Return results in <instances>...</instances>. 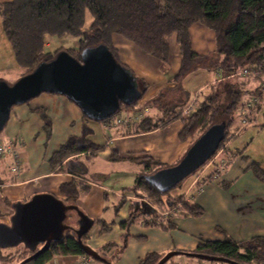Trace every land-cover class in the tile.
Masks as SVG:
<instances>
[{"label": "crops", "instance_id": "obj_1", "mask_svg": "<svg viewBox=\"0 0 264 264\" xmlns=\"http://www.w3.org/2000/svg\"><path fill=\"white\" fill-rule=\"evenodd\" d=\"M204 26L193 23L189 27L192 50L198 54H208L215 49L214 33ZM170 39L169 60L162 66L159 60L142 53L131 42L113 35L112 42L119 51V60L145 84L142 96H145V103H137L126 109L125 116L146 106L149 111L145 115H151L154 120L162 117L147 103L164 88L175 85L174 75L181 57L175 36ZM4 57L8 60L6 65H2ZM8 57L3 53L1 55L0 50V79L12 83L19 76L20 67L13 53ZM190 74L200 77L196 88L213 84L218 79L213 69L197 68ZM255 86V82L247 86L248 94L254 91ZM191 101L193 99L188 103ZM115 118L108 121L87 119L76 104L54 93H41L27 103L12 106L9 119L0 131V143L10 144L18 154L20 170L17 173L9 170L13 162L11 153L0 158V222L9 223L12 205L27 201L37 193H50L66 202L59 187L74 180L87 187L80 188L73 204L93 221L83 240L102 256L111 259L112 264H138L147 253L152 252L165 254L171 250L191 251L204 239L230 236L245 242L255 235L264 234V185L248 167L250 162L255 161L264 169V154H257L264 149V106L255 113L250 124L225 144L224 149L218 150L205 165L192 173L186 186L178 192L185 201L194 202L202 209L198 216L178 210L177 206L167 209V214L156 213V207L146 204L132 191L137 176L145 172L141 161L152 158L170 166L183 157L188 147L186 142L178 138L183 127L182 119L172 118L153 130L140 131L136 128L141 118L119 126L113 123ZM70 136H83L100 146L94 155L76 156L79 160L90 158L86 176L79 177L67 172L64 169L65 161L55 168L50 164L53 153ZM248 149L252 151L251 155L245 154ZM112 150L125 158L111 160L109 156ZM98 159L108 164L123 163L126 165L122 166L125 170L121 169L115 175L114 172L103 173L102 169L93 168ZM93 173L99 174L98 178L101 179H94ZM213 173H218L215 178ZM177 187L169 195H174L179 190ZM141 204L145 206V211L140 209ZM211 213L215 221L211 219L209 224L215 223L205 228L209 235L196 234L192 223ZM131 215L133 221L123 228L121 224ZM154 215L158 219L170 218L174 226L165 228L160 224H149ZM75 220V212H68V224L76 227ZM101 223L105 224V230ZM232 224L235 225L233 231L230 228ZM125 232L127 236L124 237ZM81 258L82 255L77 254L54 255L46 264H79ZM96 261L97 264H104ZM92 264H96L93 259ZM167 264L204 263L180 255L179 258L174 256Z\"/></svg>", "mask_w": 264, "mask_h": 264}, {"label": "trees", "instance_id": "obj_2", "mask_svg": "<svg viewBox=\"0 0 264 264\" xmlns=\"http://www.w3.org/2000/svg\"><path fill=\"white\" fill-rule=\"evenodd\" d=\"M86 10L91 15V21L85 28ZM0 18L2 31L14 59L20 69L24 70L20 76L29 73L39 62L51 59L60 51L54 54L46 52L47 35H70L77 38L78 53H73L77 51L75 49L64 50L78 59L82 49L105 44L116 60L124 66L126 65L119 60L117 49L113 46V35L121 36L139 51L163 64L168 63L170 37L175 36L181 57L179 68L174 75L175 85L164 88L147 103L156 111V114L161 113L162 117L154 120L151 115L142 116L136 128L140 131H150L172 118H181L183 127L178 138L183 142L191 137L192 144L211 125L223 123L224 135L213 154L215 155L230 138L250 124L255 113L264 106V104H258L253 108L249 114V123L238 130L243 102L255 94L258 75L264 73V0H7L0 3ZM193 23H200L213 31L214 51L198 54L192 50L189 27ZM197 68L215 70L218 79L211 84L202 98L194 100V110L186 116L183 114V109L189 100H186V91L180 80ZM250 68L257 71L256 76L238 74L241 70ZM136 79L141 95L133 104L121 105L120 111L136 106L143 96L145 84L137 77ZM254 82L255 89L248 94L247 86L253 85ZM179 101L181 103H178ZM179 104L181 109L176 110L175 107ZM138 110L136 109L135 112ZM99 147L83 136H70L53 153L50 164L55 168L65 161L64 169L67 172L82 177L87 172V167L76 156L94 155ZM109 157L111 160L125 158L119 156L115 150L111 151ZM128 159L139 161L132 157ZM141 162L145 172L139 174L134 181L132 186L134 195L153 207L173 208L179 201L172 198L169 192L178 184L167 191H161L144 178V175L167 167L166 164L152 158ZM248 167L254 177L264 185V169L255 161L250 162ZM214 173L212 176L215 178L218 173L215 175ZM86 187L85 184L74 180L61 184L60 192L66 197V202L63 203L74 205L80 188ZM178 204V210H184L196 216L202 213V209L194 202L183 199ZM154 218L148 223L160 224L165 228L174 226L170 218L158 219L157 215ZM132 221L131 215L121 226L124 228ZM65 222L68 223V218ZM101 225L105 230V224L101 223ZM68 233L61 242L52 243L47 249L24 263L21 262L33 251L20 244L17 246L20 248L16 253L3 255L0 248V264H46L54 255H87L75 238ZM85 236L86 234L81 238L83 243H85L83 240ZM188 252L223 257L237 263L264 264V234L255 235L245 242L237 241L230 236H224L221 239H204L195 249ZM97 253L100 254L99 251ZM165 254L147 253L138 264H157ZM173 257L165 264L169 263ZM106 259L111 262V259ZM196 259L204 264H230Z\"/></svg>", "mask_w": 264, "mask_h": 264}, {"label": "water", "instance_id": "obj_3", "mask_svg": "<svg viewBox=\"0 0 264 264\" xmlns=\"http://www.w3.org/2000/svg\"><path fill=\"white\" fill-rule=\"evenodd\" d=\"M41 93H54L66 97L78 106L90 120H106L121 109L133 104L141 95L134 73L116 60L105 44L86 47L79 59L62 49L51 59L39 62L32 71L9 83L0 79V131L6 125L12 106L24 104ZM224 124H213L203 132L174 165L160 168L144 178L161 191H167L194 173L217 150L224 135ZM9 223L0 222V248L23 245L33 258L52 243L61 242L69 232L83 252L94 260L112 264L88 244L82 242L93 221L76 205L64 204L50 193H37L27 201L12 205ZM74 211L76 227L68 224V212ZM35 251V252H34ZM202 260L244 264L227 258L171 250L157 264H165L175 255Z\"/></svg>", "mask_w": 264, "mask_h": 264}, {"label": "rangeland", "instance_id": "obj_4", "mask_svg": "<svg viewBox=\"0 0 264 264\" xmlns=\"http://www.w3.org/2000/svg\"><path fill=\"white\" fill-rule=\"evenodd\" d=\"M5 1H7V0H0V3H2V2H5ZM90 21H91V15H90V13L86 10V12H85V22H84V27L86 28V27H88V25H89V23H90ZM197 24H200V23H197ZM200 25H202V24H200ZM202 26H204V25H202ZM205 27V26H204ZM117 36V38H122L121 36H118V35H116ZM170 38H172V36L170 37ZM0 40H2V42L0 41V50H1V55H2V53H3V55L5 56V55H7V56H9L10 57V55L12 56V52H11V49H10V46L8 45V41H7V39L5 38V36H4V33H3V31H2V27H1V18H0ZM171 40V39H170ZM45 42H46V44H45V49H46V52H50L51 54H54L56 51H58V50H62V49H69V50H73V49H75V50H77V51H73V53L74 54H76V53H78L79 52V47H78V41H77V38H75V37H73V36H70V35H63V36H55V35H52V36H49V35H47L46 36V38H45ZM77 43V44H76ZM117 53H118V58H120L119 57V51L117 50ZM8 57V58H9ZM7 57H4L3 59H2V65L3 64H5L6 65V63H8V60L6 59ZM161 65L162 66H165V64L163 65L162 63H161ZM22 70L23 69H20V71H19V73H18V75L19 76H17L16 77V79L14 80V81H16L19 77H20V75H21V73H22ZM24 71V70H23ZM191 73V72H190ZM190 73H188L186 76H184L183 78H181V80H180V83H181V85H183V86H185L184 87V89H185V91H186V100H191V99H193V101H194V99H200V98H202L204 95H205V93H207L208 92V90L210 89V86H211V84L209 83V84H207L206 86H204V87H202V88H196L195 86L200 82L199 81V79H200V77H193V75H191ZM206 74H208V72L206 73ZM214 78V77H213ZM208 79H211V78H208ZM238 79V78H237ZM13 81V82H14ZM235 81H236V79H235ZM170 97V96H169ZM145 96L144 97H142L140 100H138V105H141V104H143V103H145ZM178 103H181L180 101L178 102ZM175 109L176 110H180L181 109V104H179V105H177L176 107H175ZM125 114H126V112H125V110H121V111H119L118 113H116L115 115H113L112 117H110V119H113V118H115V117H118V116H125ZM110 119H108V120H110ZM108 120H106V121H108ZM250 132V131H249ZM249 136V135H248ZM254 137H256V136H254ZM231 139V138H230ZM237 139V138H236ZM235 139V140H236ZM250 137L248 138V141H250ZM254 139H256V138H254ZM229 140V139H228ZM193 140H192V138L191 137H189V138H187L185 141H183V142H186L187 143V147H189V145L191 144V142H192ZM233 145H235V144H233ZM224 149V148H223ZM246 150V149H245ZM264 154V149H262L259 153H257V154ZM245 154H248V155H251L252 154V151H250L249 149L246 151V153ZM139 158H141V157H139ZM142 158H146V157H142ZM89 160H90V158L88 159V158H82L81 160H79V161H83L84 163H85V165H86V167H90V163H89ZM178 161V160H177ZM176 161V162H177ZM175 162V163H176ZM122 166H126V165H124L123 163L122 164H120V163H117V164H108V163H104V162H101V160L100 159H98V160H96L95 162H94V165H93V168H97L98 170H100L101 171V169H102V171H103V173H106V174H109V173H112L113 174V172H114V175L116 174L115 172H117V171H119V170H121V169H123V170H125L124 169V167H122ZM128 166H130V165H128ZM129 168V167H128ZM85 176H86V174H84ZM88 175V174H87ZM98 176H99V174H97V173H93L92 174V177H94V179H101V178H98ZM191 174L189 175V176H187L186 178H184L181 182H179L178 183V191H175L173 194L174 195H170V196H172V198H175L177 201H179V202H181L182 200H183V198L180 196V195H178L179 193L178 192H180V191H182L183 190V188L186 186V184H187V182L189 181V179L191 178ZM112 177H113V175H112ZM141 199V198H140ZM139 199V200H140ZM143 200V199H142ZM178 202V203H179ZM178 203L176 204H174V206H179L178 205ZM157 206V205H156ZM148 206H146V208H147ZM153 207V206H152ZM144 208H145V206H143L142 204L140 205V209H142V210H144ZM145 211V210H144ZM156 213H166L167 214V212H168V210H167V208L165 207V206H163V207H160V206H157V208H156V211H155ZM214 217V214H206V216L203 218V219H200V220H198L196 223H192V225L194 226V231H195V233L196 234H200L201 235V233H206V234H208L207 232H206V230L207 229H205L207 226L208 227H211L210 225H212V224H214L215 222H211V224H209L210 222V220L211 219H213V221H215L214 219L215 218H213ZM197 218H199V217H197ZM197 220V219H196ZM233 227L235 228V225L233 226V224H232V226L230 227L231 229H232V231L234 230L233 229ZM203 230H204V232H203ZM211 232H213V229H211ZM209 235V234H208ZM20 247H13V248H5V249H2L1 250V252H2V254L3 255H12L13 253H16V251L19 249ZM176 258H179L180 256H175ZM109 259V258H108ZM196 259V258H195ZM93 262H95L96 264L98 263L96 260H94L93 259Z\"/></svg>", "mask_w": 264, "mask_h": 264}, {"label": "built area", "instance_id": "obj_5", "mask_svg": "<svg viewBox=\"0 0 264 264\" xmlns=\"http://www.w3.org/2000/svg\"><path fill=\"white\" fill-rule=\"evenodd\" d=\"M239 75L241 76H250V77H254L257 75V71L254 68H250V69H243L240 72H238ZM259 78H258V83L256 86V92L255 94L249 96V98L243 102V106L241 108V116L239 119V127L238 130L240 128H243L244 126H246L249 123V114L251 112V110H253V108H255L258 104H264V73L260 74L259 73ZM194 110V102L191 101L189 102L183 109V114L184 115H189L192 111ZM149 109L146 106H143L141 109H139L138 111H134L132 112V114L130 115H126L124 117H116L114 119V124L116 125H128L131 122L134 121V119H138L141 118L142 116H144L146 113H148ZM248 114V115H246ZM11 153L12 157H13V162L9 168L10 171L17 173L20 170V161H19V157L18 154L16 152L13 151L12 147L10 144H4V143H0V158L5 156L6 154ZM166 214V213H163ZM79 264H92V259L87 256V255H82V258L79 262Z\"/></svg>", "mask_w": 264, "mask_h": 264}]
</instances>
